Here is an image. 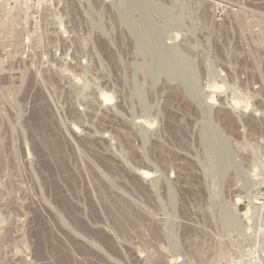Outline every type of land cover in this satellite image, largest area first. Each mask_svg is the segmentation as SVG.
I'll use <instances>...</instances> for the list:
<instances>
[{
    "label": "rangeland",
    "instance_id": "374dc122",
    "mask_svg": "<svg viewBox=\"0 0 264 264\" xmlns=\"http://www.w3.org/2000/svg\"><path fill=\"white\" fill-rule=\"evenodd\" d=\"M0 264H264V0H0Z\"/></svg>",
    "mask_w": 264,
    "mask_h": 264
},
{
    "label": "bare ground",
    "instance_id": "6f19581e",
    "mask_svg": "<svg viewBox=\"0 0 264 264\" xmlns=\"http://www.w3.org/2000/svg\"><path fill=\"white\" fill-rule=\"evenodd\" d=\"M3 2H4V0H3ZM8 2V1H7ZM44 2V1H43ZM2 3V2H1ZM103 100H104V102L105 103H109V102H111L112 101V98H111V96L110 95H107V94H103ZM211 100L212 101H214V98L212 97L211 98ZM144 122H146V121H144ZM151 123V122H150ZM150 123H148V122H146L145 124L147 125V126H150ZM152 125V124H151ZM152 127V126H151ZM140 173V176L143 178V179H147V178H149L150 176H151V174L150 173H148V172H146V171H142V172H139ZM240 198V197H239ZM239 198H238V200H237V202L238 203H240L241 202V200H239ZM243 198V197H242ZM241 198V199H242ZM252 200H255L256 201V199H255V197L252 199ZM252 203H250V205L252 204V205H254L253 204V202L254 201H251ZM238 203H236V204H238ZM234 206H236V205H234ZM253 208V207H252ZM235 210H236V207H235ZM235 214V213H234ZM64 262V261H63Z\"/></svg>",
    "mask_w": 264,
    "mask_h": 264
}]
</instances>
